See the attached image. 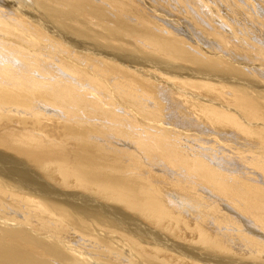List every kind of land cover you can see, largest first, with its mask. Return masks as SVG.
Returning <instances> with one entry per match:
<instances>
[{"label":"bare ground","instance_id":"1","mask_svg":"<svg viewBox=\"0 0 264 264\" xmlns=\"http://www.w3.org/2000/svg\"><path fill=\"white\" fill-rule=\"evenodd\" d=\"M0 264H264V0H0Z\"/></svg>","mask_w":264,"mask_h":264},{"label":"rangeland","instance_id":"2","mask_svg":"<svg viewBox=\"0 0 264 264\" xmlns=\"http://www.w3.org/2000/svg\"><path fill=\"white\" fill-rule=\"evenodd\" d=\"M171 111L173 112V115H177L179 116V113H178V109H176L174 106L173 107H170Z\"/></svg>","mask_w":264,"mask_h":264}]
</instances>
